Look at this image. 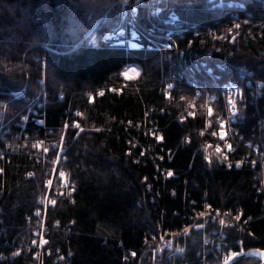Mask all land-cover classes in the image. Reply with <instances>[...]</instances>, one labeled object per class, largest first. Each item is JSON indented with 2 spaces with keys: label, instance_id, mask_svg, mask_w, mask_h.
<instances>
[{
  "label": "trees",
  "instance_id": "obj_1",
  "mask_svg": "<svg viewBox=\"0 0 264 264\" xmlns=\"http://www.w3.org/2000/svg\"><path fill=\"white\" fill-rule=\"evenodd\" d=\"M119 1L0 0V108L16 121L30 106L42 118V138L52 137L63 122L76 120L80 128L76 134L75 128L65 131L59 167L67 169L71 192L52 194L55 203L45 206L42 256H33L30 244L39 220L25 214L44 193L43 163L24 147L0 156V264H135L158 231L189 226L204 202L229 221L221 243L227 256L264 249V191L253 186L257 166L204 158L199 146L213 125H205L199 114H185L192 86L172 79L169 93L161 92L160 78L171 70V45L159 51L99 41L98 33L114 24ZM168 11L178 15L173 24ZM135 17L146 33H168L186 61L212 66L218 81L238 82L240 66L264 69V8L258 0H138ZM230 23L240 29L232 41L229 34L221 40L207 34L227 29L232 35L238 27ZM90 26L94 41L80 40ZM122 64L135 65L136 74L116 73ZM196 75L210 81L204 72ZM96 88L103 94L86 96ZM238 113L246 123L238 125ZM262 117L264 98L253 105L237 100L239 132L253 130ZM237 156L238 147L229 154ZM197 227L178 238L187 256L200 252L202 235L211 229ZM173 259L170 252L161 256L164 264ZM209 260L222 262L217 256ZM230 264L258 260L243 257Z\"/></svg>",
  "mask_w": 264,
  "mask_h": 264
},
{
  "label": "built area",
  "instance_id": "obj_2",
  "mask_svg": "<svg viewBox=\"0 0 264 264\" xmlns=\"http://www.w3.org/2000/svg\"><path fill=\"white\" fill-rule=\"evenodd\" d=\"M221 0H217V4H220ZM252 1V0H251ZM261 7L264 8V0H258ZM138 0H120L118 2L117 18L114 24L109 28L101 31L98 35L99 41L109 45H125L127 43H134L139 47L145 49H156L162 51L171 45V54H167L169 58L168 67L171 70H166L168 75L162 74L160 78L161 92L166 95L169 93L172 79H181L186 81L188 85L192 86L191 96L186 99L185 114L193 113L199 114L204 117L205 125H213L211 130L207 132L208 138L199 147L204 154V158L212 156L216 162L225 165H241L247 163L251 169L255 166V179L257 191H264V117L262 120L256 119V124L252 130L247 128L243 133L237 130L234 123H236V106L232 109L228 105L230 98L235 100V104L243 98L246 104L253 105L257 102V99L264 98V69L256 67V70L249 68L248 66L238 67V82L236 81H218L217 73L214 72L212 66L206 65L201 60L186 61L183 59L182 52L176 47L174 40L168 33L160 32H144L140 29V25L136 21V5ZM258 3V2H257ZM238 6L242 7V4L238 2ZM159 10H151L150 12L157 13ZM250 11V10H249ZM244 15L250 16L251 13L245 11ZM168 22L173 24L178 20V15L174 11H168ZM240 18V17H238ZM244 22V18H241ZM236 24L230 23V28H235ZM237 28V27H236ZM92 29V28H91ZM89 29V37L87 42L92 43L95 38V33ZM193 33H198L194 31ZM208 35H211L214 39H223L225 34H229V40L232 41L234 34H240V29L235 33L229 32L227 29L219 31L217 34H213L212 30L207 31ZM262 59H264V51L260 53ZM187 62L191 64L188 65ZM199 66V67H198ZM221 66L220 63L216 64V70ZM134 70V71H133ZM204 72L210 81L203 77L199 79L196 72ZM137 72V68L133 64H122L116 71L118 74H127L132 76ZM125 73V74H124ZM102 88H96L94 91H87L86 96L99 95L102 93ZM182 92V90H181ZM61 100V96L58 98ZM30 106L23 114H19L18 120L14 121L13 117L6 115L4 108H0V156L6 155L16 149H23L29 153V157L32 159L36 156L43 161L41 163H47L43 167V189L44 193L38 199L37 207L29 214H25L26 219H30L32 215H35L39 220L38 228L35 229L34 235L30 240V244L34 247L31 253L35 257L47 254L46 249L42 248L44 241V223L43 217L45 213V206L53 200L52 194H62L69 196L71 192L70 183L67 179V169L59 167L61 160L58 157L65 150V131L69 126L76 129L77 121L72 120L68 125L67 122H63L61 126L56 128L55 134L52 137H40L39 132L44 127L42 118L35 117V110H30ZM213 110L212 116L208 115L207 109ZM152 107H148V111H152ZM76 112V111H75ZM74 112V114H75ZM240 114V113H238ZM24 117L20 120V117ZM238 115V125L244 124V118ZM13 120V124L11 121ZM223 122L224 127L221 129L220 122ZM149 132L153 134L157 139L160 138V133L156 127H150ZM44 133L52 134L51 129H44ZM212 133H217L212 135ZM224 134V139H220V134ZM250 135L253 138H250ZM238 136V140L234 136ZM259 136V137H258ZM42 142V143H41ZM231 145L229 150L225 145ZM33 145H39L33 147ZM2 146V147H1ZM210 146V147H208ZM219 146L220 152L216 149ZM207 147V151H205ZM238 147V156L230 158L229 154L235 152ZM47 149V151H45ZM226 157V158H225ZM37 161V160H36ZM167 175L169 172L166 169ZM60 173H64L63 176ZM32 175L28 172V175ZM30 175V176H31ZM58 181V183L55 182ZM51 181V184L48 182ZM204 209L197 212L189 223L181 230H174L167 232L166 230L158 231L156 242L148 245L146 249L138 254L135 264H144L147 261L149 264H164L161 262L162 254L170 252L174 255V259L177 261H171L169 264H210L209 257L217 256L221 261H224L227 257L228 250L222 247L225 243V226L229 224V221L225 218L218 209L210 208L207 202L203 204ZM40 215H37V213ZM223 221V223H221ZM210 225L211 229L204 232L202 235V241L200 246V252L196 251L190 256L184 253V246L178 242V238H183L188 234L189 228H198L197 226ZM185 229L188 231L185 233ZM180 230V231H179ZM35 241V243H34ZM222 243V245H221ZM176 252V253H175ZM230 252V251H229ZM61 259V256L58 257ZM173 259V260H174Z\"/></svg>",
  "mask_w": 264,
  "mask_h": 264
},
{
  "label": "snow or ice",
  "instance_id": "obj_3",
  "mask_svg": "<svg viewBox=\"0 0 264 264\" xmlns=\"http://www.w3.org/2000/svg\"><path fill=\"white\" fill-rule=\"evenodd\" d=\"M237 27H238V25H237ZM134 71V70H133ZM125 75H127V74H125ZM169 87L171 88L172 87V85H169ZM101 95L103 94V93H100ZM183 99V98H182ZM228 105L232 108V109H235V106H236V104H235V100L234 99H232V98H230L229 100H228ZM207 112H208V115L209 116H212V114H213V110L211 109V108H208L207 109ZM77 115H79V113L77 114ZM189 115H193V113H189ZM76 127H79V125H75ZM220 127H221V129H223V127H224V124H223V122L221 121L220 122ZM82 130V129H81ZM201 134H203V133H201ZM217 133H212V135H216ZM220 139H224V134L223 133H221L220 134ZM42 143V142H41ZM39 145H33V147H38ZM229 150H231V145H225ZM208 147H210V146H208ZM45 151H47V149H45ZM205 151H207V147H206V149H205ZM216 151L217 152H220L221 151V149L219 148V146L217 147V149H216ZM226 158V157H225ZM206 159H208V157H206ZM209 162L211 163V160L209 159ZM237 166H239V165H237ZM31 175V174H30ZM60 175L61 176H63L64 175V173H60ZM168 175H171V173H168ZM49 184H51V181H49L48 182ZM70 194V193H69ZM51 203H55V201H51ZM37 215H40V213L38 212L37 213ZM236 219H239V216H237L236 217ZM221 223H223V221H221ZM188 230L187 229H185V233L187 232ZM34 243H35V241H34ZM44 243H47L46 241H44ZM18 254V253H17ZM257 254H259V255H261V256H264V253H257ZM238 255V253H232L231 254V256H229L227 259H226V261H225V264H227V260H230V259H233L234 257H236Z\"/></svg>",
  "mask_w": 264,
  "mask_h": 264
},
{
  "label": "water",
  "instance_id": "obj_4",
  "mask_svg": "<svg viewBox=\"0 0 264 264\" xmlns=\"http://www.w3.org/2000/svg\"><path fill=\"white\" fill-rule=\"evenodd\" d=\"M234 253H238V255L236 257H234L233 259L227 260V264H230L234 260L239 259V258H243V257H253V258H256L258 260V264H264V256L257 254V253H264V249L257 248V247H250V248H247L245 250H240V251H237ZM226 259L223 262H221V264H225Z\"/></svg>",
  "mask_w": 264,
  "mask_h": 264
},
{
  "label": "rangeland",
  "instance_id": "obj_5",
  "mask_svg": "<svg viewBox=\"0 0 264 264\" xmlns=\"http://www.w3.org/2000/svg\"><path fill=\"white\" fill-rule=\"evenodd\" d=\"M93 25V24H92ZM92 27L90 26L89 28H87V30L84 32V34L80 37V40H82V39H87L88 37H89V35H88V31H89V29H91ZM96 34V33H95ZM99 34V33H98ZM97 34V35H98ZM41 60V66L43 65V60L42 59H40ZM125 74V73H124ZM42 92H43V90H42ZM76 111V110H75ZM74 111V112H75ZM77 112V111H76ZM24 117V115H22V117H20V120L22 119ZM72 127L71 126H69L68 127V129H71ZM80 130V128L79 127H76V129H75V131H74V134H76L78 131ZM6 152V154H7V151H5ZM62 158H64V152H62V154L61 155H59V157H58V160L59 159H62ZM33 160H37V161H43V160H41V159H39V158H37L36 159V156L34 157V158H32ZM63 160V159H62ZM46 165H48L47 163H43V167H45ZM65 168V167H64ZM43 182V181H42ZM176 253V252H175Z\"/></svg>",
  "mask_w": 264,
  "mask_h": 264
}]
</instances>
